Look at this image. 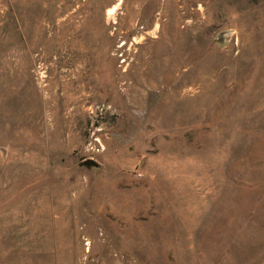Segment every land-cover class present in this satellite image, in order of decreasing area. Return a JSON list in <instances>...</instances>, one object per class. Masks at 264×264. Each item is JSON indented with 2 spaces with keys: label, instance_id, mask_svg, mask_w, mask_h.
<instances>
[{
  "label": "rangeland",
  "instance_id": "1",
  "mask_svg": "<svg viewBox=\"0 0 264 264\" xmlns=\"http://www.w3.org/2000/svg\"><path fill=\"white\" fill-rule=\"evenodd\" d=\"M0 264H264V0H0Z\"/></svg>",
  "mask_w": 264,
  "mask_h": 264
},
{
  "label": "water",
  "instance_id": "2",
  "mask_svg": "<svg viewBox=\"0 0 264 264\" xmlns=\"http://www.w3.org/2000/svg\"><path fill=\"white\" fill-rule=\"evenodd\" d=\"M83 165L88 168V169H91V168H99V164L94 161V160H86V161H83Z\"/></svg>",
  "mask_w": 264,
  "mask_h": 264
},
{
  "label": "bare ground",
  "instance_id": "3",
  "mask_svg": "<svg viewBox=\"0 0 264 264\" xmlns=\"http://www.w3.org/2000/svg\"><path fill=\"white\" fill-rule=\"evenodd\" d=\"M120 5V3H118L117 5H115L113 8L108 10V16L111 17L113 14H115V10L118 9V6Z\"/></svg>",
  "mask_w": 264,
  "mask_h": 264
}]
</instances>
